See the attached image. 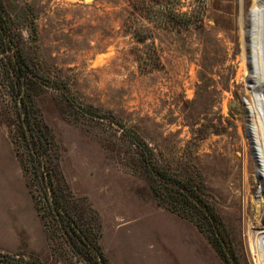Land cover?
Listing matches in <instances>:
<instances>
[{
    "label": "rangeland",
    "instance_id": "374dc122",
    "mask_svg": "<svg viewBox=\"0 0 264 264\" xmlns=\"http://www.w3.org/2000/svg\"><path fill=\"white\" fill-rule=\"evenodd\" d=\"M2 1L19 46L51 78L34 101L55 135L59 171L103 224L95 206L101 203L111 234L130 231L134 202L158 207L176 219L177 228L197 234L216 264H227L192 221L159 205L128 136L137 133L163 167L203 177L207 199L225 226L228 264H260L255 246L264 264V0ZM232 4L235 20H245L233 56ZM243 30L252 36L245 74ZM19 113L0 73L8 180L31 193L47 238L33 257L22 250L1 253L15 256L11 263L17 264H84L65 244L55 250L59 239L51 246L42 218L48 211L45 188ZM103 185L110 189L108 201L95 194Z\"/></svg>",
    "mask_w": 264,
    "mask_h": 264
},
{
    "label": "trees",
    "instance_id": "16d2710c",
    "mask_svg": "<svg viewBox=\"0 0 264 264\" xmlns=\"http://www.w3.org/2000/svg\"><path fill=\"white\" fill-rule=\"evenodd\" d=\"M33 32L36 34V29ZM18 40L11 16L0 0V73L18 106L23 135L36 160L45 188L48 211L42 213V218L51 246L54 249L53 241L59 239L56 240L58 245L55 250L65 244L81 263L110 264L100 242L103 236L100 213L86 196L74 194L59 171L55 135L34 101L36 95L51 85V78L46 71L29 61ZM97 114L99 112L95 115L103 117ZM117 122L122 125L120 121ZM128 136L138 153L136 162L149 178L159 205L192 221L228 264L225 226L214 204L207 199L203 177L197 172H171V169L160 164L154 151L137 133L129 132ZM0 260L17 262L15 256L1 252Z\"/></svg>",
    "mask_w": 264,
    "mask_h": 264
},
{
    "label": "crops",
    "instance_id": "0c3cea01",
    "mask_svg": "<svg viewBox=\"0 0 264 264\" xmlns=\"http://www.w3.org/2000/svg\"><path fill=\"white\" fill-rule=\"evenodd\" d=\"M8 174L7 150L0 138V252L14 254L22 250L26 257H33L47 240L42 221L31 193L22 184L9 182ZM99 190L95 192L97 199L110 200L106 185ZM95 206L104 218V238L108 239L104 249L111 264H216L214 254L199 241L198 235L177 228L176 219H169L163 209L153 210L134 202L130 213L134 225L130 231L111 234L110 220L101 203L97 201Z\"/></svg>",
    "mask_w": 264,
    "mask_h": 264
},
{
    "label": "bare ground",
    "instance_id": "6f19581e",
    "mask_svg": "<svg viewBox=\"0 0 264 264\" xmlns=\"http://www.w3.org/2000/svg\"><path fill=\"white\" fill-rule=\"evenodd\" d=\"M228 4V3H227ZM236 5V3H235ZM230 11H232V14L229 15L230 18L232 19V22L228 25L229 29H228V38L231 40L232 44L230 45V55L233 56L235 53L239 52L240 50V46L237 44L238 42V38H239V33L238 31H241L242 29L245 28V20H242L241 24H239L236 20H235V17H236V8L234 6V4H232V8L230 9ZM227 17V16H226ZM229 19V18H228ZM243 19V18H242ZM241 20V19H240ZM247 25V24H246ZM244 32V35H245V39H246V48H245V45L243 44V48L241 49L242 50V55H241V58L243 60V64L245 65L246 67V70L244 71V74L245 72L247 71V63L249 64L250 61H249V54L251 53V39H252V36L250 34L249 31H245L243 30ZM227 38V37H226ZM228 40V39H227ZM197 61L198 62H202V52H203V46L201 44H199L197 46ZM210 49V47H209ZM210 51V50H208ZM214 52V51H213ZM204 54V53H203ZM216 54V53H215ZM222 56V55H221ZM225 58V57H224ZM231 58V57H230ZM221 59V58H220ZM221 61V60H220ZM217 62V61H216ZM219 62V61H218ZM217 64V63H216ZM251 64V63H250ZM202 65V64H201ZM212 71V70H211ZM214 71H218V68L217 69H214ZM221 72V71H220ZM254 219V218H253ZM254 223V222H253ZM255 224V223H254ZM263 229L260 233L262 235H264V227L261 228ZM255 249L257 251V255H258V259L260 261V264H262V261L263 259L261 258V253H260V250L258 249L257 246H255Z\"/></svg>",
    "mask_w": 264,
    "mask_h": 264
}]
</instances>
